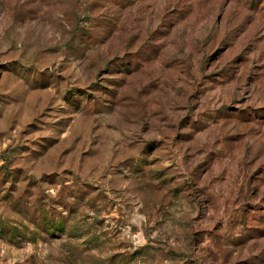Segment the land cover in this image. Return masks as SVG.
Segmentation results:
<instances>
[{
  "label": "rangeland",
  "instance_id": "rangeland-1",
  "mask_svg": "<svg viewBox=\"0 0 264 264\" xmlns=\"http://www.w3.org/2000/svg\"><path fill=\"white\" fill-rule=\"evenodd\" d=\"M0 264H264V0H0Z\"/></svg>",
  "mask_w": 264,
  "mask_h": 264
}]
</instances>
